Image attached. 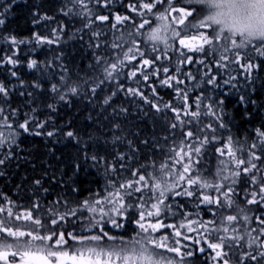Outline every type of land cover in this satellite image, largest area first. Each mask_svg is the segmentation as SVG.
Listing matches in <instances>:
<instances>
[{
	"label": "trees",
	"instance_id": "1",
	"mask_svg": "<svg viewBox=\"0 0 264 264\" xmlns=\"http://www.w3.org/2000/svg\"><path fill=\"white\" fill-rule=\"evenodd\" d=\"M85 3L88 9L92 10L90 17L83 14L86 10L74 0H0V13L3 14L0 19L5 21L0 25V84L8 90L7 97L0 94V107L4 109V115L12 125L11 128L0 126V131L5 134V143L0 147V159H4V163L0 164V207H4L5 212L0 213V217L7 216L8 208L12 209L14 215L32 210L33 216L41 219L48 230L55 227L66 233L89 234L91 232L86 230V219L77 222L74 217L69 216L55 226L51 225L50 221H59V215L55 213L62 214L69 208L77 207L95 193L103 192L109 181L122 183L138 179V176L132 175L138 168L146 175L155 172L162 181L171 183L174 177L161 175L156 169L169 156L174 155L169 150L179 147L182 129L171 128L172 123L179 124V121L175 119L171 108L165 107L166 104L181 110L182 121H191V124L183 126V131L189 128H204L202 133L197 131L201 138L204 135H213L211 130L205 127L207 124H218L217 117L212 116L210 112L214 110L222 117L226 128H217L215 135L218 139L205 145L202 156L199 157L202 162L197 166L209 179H212L216 172L220 159L229 161L228 167L236 170L230 162V157H220L214 150L227 143L229 137L237 150V157L247 158L250 152L255 151L264 159V153L261 151L264 147L261 140L264 138L257 135V129L264 131V57L249 47L239 50V63H235L232 62L237 59L236 50L233 49L224 53L228 57L223 61L225 67H218L215 62L219 59V52L210 53L205 58L201 53H191L181 48L186 55L193 57V63L179 65L180 73H177L180 53L175 48H180L178 41L175 48L169 50L165 56L163 41L152 42L147 39L151 30L161 27L164 22L156 20L155 14L140 9L138 0H85ZM129 5H136L137 11H132ZM184 6L195 8V15L199 19L209 11L196 5ZM96 15H107L109 20L100 22L95 20ZM116 15L127 16L129 19L117 24ZM143 19H149L150 23L140 29L138 26ZM88 20L94 22L91 27L86 28ZM191 20L192 18H189V21ZM189 21H186V24ZM113 24H116L115 28L112 27ZM172 26L177 27L175 24ZM199 31L207 33L211 29ZM195 33V29H189V35ZM160 35L167 36L169 43H172L171 29L165 32L162 28ZM13 36L17 40L16 44H12L9 39ZM36 36L44 38V41L37 42ZM48 40H53V43H48ZM114 43L122 44L123 47L113 49ZM223 43L221 41L215 44L220 52L223 51ZM97 44L99 47H96ZM153 46L157 51H152ZM129 47L134 49L132 54H136L135 49L139 47L143 55L136 54L135 60L126 61V66L116 80L105 82L93 93L91 88L101 78L100 69L96 65L97 57L114 60L115 55L119 53L123 59L122 53ZM156 56H160V59L154 63L148 66L142 64L143 59L151 61ZM8 57H12L17 63H8ZM201 59L204 64L199 63ZM32 60L37 63L35 67L30 68L28 65ZM247 63H253L256 67L248 72L241 66ZM165 67L169 69L167 74L163 72ZM157 69V75H149L148 81L143 80L141 72L151 74ZM132 71H137L134 78L129 76ZM208 71L217 77L215 84L206 83L205 72ZM12 72L16 75L13 76ZM189 72L195 79L187 76ZM61 76L65 77L64 81ZM167 76H177L184 83L172 81V87L163 85L161 81ZM229 77L234 79L231 84H225L224 81ZM117 81L124 90L118 88ZM54 84L60 88L59 92L52 90ZM68 85L77 87V94H71L67 90ZM128 88H139L149 101L159 106L160 111L140 96L128 94ZM176 89L187 91V102L183 100V94H178ZM113 92L116 93L114 96ZM61 95H65V99L61 100ZM106 99L108 103H105ZM221 99L224 103L218 106L217 102ZM197 104L200 105L199 108ZM13 110H17L15 115ZM191 111H199L200 116L194 119L184 114ZM26 117L31 120L28 132L17 127ZM38 123H44V127H36ZM0 125H3L2 119ZM13 130L17 133L14 141L9 138V133ZM37 131L41 134L35 135ZM49 131L54 134L46 135ZM69 131L74 133L73 137L67 136ZM192 142L198 144L196 141ZM253 143L258 145L256 149L251 148ZM121 155L123 159L120 158ZM93 156L97 159H91ZM153 162L155 167L152 166ZM255 162L257 169H253L251 173L245 174L242 169L247 165L241 166V175L237 178L235 193L231 197L235 204L231 208L217 209L216 205L200 204L197 209V197L194 196L176 197L175 201H170L173 210H176L175 203L179 201L189 212L200 211L199 217L192 216L191 219L208 221L214 218L208 210L212 208L216 211L215 219L219 224L227 215L241 216L239 209H244V212L252 217L247 227H260L255 217L264 218V202L247 203V200L252 198L251 193L258 192L260 183L264 182V163ZM112 168H115L114 172ZM253 175L256 177L255 183L252 182ZM147 179L151 184L152 178ZM37 180L40 184H36ZM73 188L78 190L73 191ZM202 192L214 197L219 195L213 189H203ZM150 194L149 189L144 188L143 196L147 198ZM135 202V197L129 200V203ZM35 205L39 207L35 208ZM139 210L131 209L130 215L135 216ZM10 219L23 230H28L25 225L35 227L28 221ZM181 219L179 215L173 217L169 213L165 222L178 224ZM224 226L229 227V232L225 234L221 231L218 235H242L245 227L242 219L232 225L225 221ZM233 227L240 228V232L234 233L231 230ZM107 230L111 235L128 240L135 237L138 229L134 223L125 221L124 228L115 229L109 226ZM166 231L170 232L171 229ZM183 231L193 239H200L204 229H200V233H187L186 229ZM92 232L95 234V230ZM248 239L249 237L245 236V239L239 242L235 253L228 250L229 255L225 258L230 260V264H237V257L242 252L253 250L247 247ZM212 242H216L215 237ZM182 243L190 244L192 248L206 249L204 254L197 253L191 258V264H214L211 260L214 253L207 248L203 239L200 245H195L192 241ZM74 244L76 242L69 240L67 246L73 247ZM245 264L254 262L246 260Z\"/></svg>",
	"mask_w": 264,
	"mask_h": 264
},
{
	"label": "snow or ice",
	"instance_id": "2",
	"mask_svg": "<svg viewBox=\"0 0 264 264\" xmlns=\"http://www.w3.org/2000/svg\"><path fill=\"white\" fill-rule=\"evenodd\" d=\"M74 2L83 6L86 10L83 13L84 15L88 17L92 15V10L88 9L85 0H74ZM138 3L140 9L145 10L149 14H155L156 20L164 22L161 27L151 30L147 36L149 41H163L165 44V56L169 50L175 48V44L178 41L180 48H175L180 53V59L176 68L177 73H180L179 65L193 63V57L186 55V53L180 50L181 48L187 49L191 53H201L205 58L210 53L215 54L219 52V59L215 62L218 67H225L223 61L227 60L228 57L224 53L233 49L236 50L235 56L237 59L232 61L235 63H239V50L249 47H252L259 56L264 57V0H138ZM184 5H196L209 11L202 19H199L195 15V8ZM129 7L132 11H137L136 5H129ZM2 15L0 13V16ZM189 18H192V20L189 21ZM128 19L129 17L127 16H115L117 24L123 23ZM95 20L105 22L109 20V16L96 15ZM186 21L189 22L186 24ZM93 22L92 20H88L85 27H91ZM4 23V19H0V25ZM149 23V19H143L138 27L143 29ZM173 24L177 27H173ZM179 26H183V28ZM112 27L115 28L116 24H113ZM162 28L165 32L171 29L172 43H169L167 36L162 37L160 35ZM189 29H195L196 33L189 35ZM200 29H211V31L206 33L199 31ZM93 34L99 35V33ZM9 39L12 44L17 43L14 36ZM36 40L37 42H43L44 38L36 36ZM221 41L224 42L222 52L215 47V44ZM47 42L53 43V40H48ZM20 43H23V41H20ZM133 44H135V41H133ZM96 47H99V45L97 44ZM122 47L123 45L119 43L112 45L113 49ZM152 51H157L155 46H153ZM133 52L134 49L129 47L127 51L122 53L123 59H121V54L119 53L115 55L114 60L98 56L96 65L100 69L101 78L91 88V91L95 93L96 89L105 82L116 80L123 67L126 66V61L131 62L135 60L136 54L143 55L139 47L135 49L136 54H132ZM159 59L160 56H156L151 61L143 59L142 64L148 66ZM7 62L13 65L17 63L12 57H8ZM36 63L35 60H32L28 66L30 68L35 67ZM199 63L204 64V60L201 59ZM241 66L248 72H251L256 67L253 63ZM137 71L130 72L129 76L136 77ZM158 72L159 69L151 74L143 72L140 74L143 76L144 81H148L149 75H157ZM163 72L167 74L169 69L165 67L163 68ZM12 75L15 76L16 73L12 72ZM205 75L207 77V84L212 85L216 83L217 77L211 71L205 72ZM187 76L190 79H195L190 72L187 73ZM233 79V77H229L224 83L231 84ZM61 80L64 81L65 77L61 76ZM172 81L178 84L184 83L177 76H167L161 83L172 87ZM118 88L124 90L123 86L119 84ZM52 90L59 92L60 88L54 84ZM67 90L73 95L78 92V88L71 85L67 86ZM126 91L128 94L140 96L146 103H151L153 108L160 111L159 106L149 101L139 88H128ZM152 91L155 93L154 88ZM176 91L178 94L182 93L183 100L187 102V91L182 89H176ZM0 94H3L5 97L8 95V90L3 84H0ZM115 94V92L112 93L113 96ZM65 95H61L60 99H65ZM105 103H108V99L105 100ZM223 103L222 99L217 102L218 106H222ZM165 107L171 108V111L175 113V119L179 121V124L172 123L171 128L176 129L177 127H181L182 129L179 147H173L169 150L174 155L169 156L156 169L161 175L174 177L171 183L167 180L162 181L155 172H150L146 175L138 168L132 172V175L138 176V179L122 183L109 181L103 192L95 193L90 198L79 203L77 207L69 208L62 214L55 213L59 215V221L56 219H51L50 221L51 225L55 226L69 216L74 217L77 222L86 219V230L88 232L95 230V234L89 235L74 232L66 233L55 227L48 230L41 219L33 216L32 210L14 215L12 209L8 208L7 216L0 217V262L2 264H191V258L197 253L204 254L206 249L204 247L192 248L190 244L182 243V241H192L193 244L200 245L201 239H203L207 248L214 253L211 256L214 264H230V260L225 258L229 255L228 250L235 253V250L239 247V242L244 240L245 236H248L247 247L253 250L242 252L237 257V264H245L246 260H250L254 264H264V218L261 216L255 217L260 227L249 229L247 225L251 223L252 217L246 214L244 209H239L242 214L241 216L227 215L217 224L215 219L216 211L212 208L208 210L212 212L214 218L204 221L202 219L190 218L192 216L199 217V210L194 213L189 212L184 204L176 201V210L174 211L173 204L170 202L175 201L176 197L192 198L196 196L197 203L195 207L197 209H199L200 204L216 205L217 209L224 207L231 208L235 204V201L231 197L235 193L234 185L237 183V178L241 175V166L247 165L243 167L242 171L245 174L251 173L253 169H257L255 161L264 163V159H262L261 155H257L255 151L250 152L247 158L237 157V150L234 149L231 137H229L227 143L222 144L221 147H217L214 150L220 157H224L225 155L230 157V162L235 166L236 170L228 167L229 161L220 159L216 172L212 179H209L197 166L202 162L199 157L202 156V149L205 145L213 143L218 139L215 135L217 128H226L222 117L212 110L210 114L217 117L218 124L216 126L212 123L207 124L205 127L211 130L213 135L211 137L204 135L201 138L197 135V131L202 133L204 132V128L196 130L189 128L187 131H183V126L191 124V121H182L180 119V109L171 107L168 104ZM189 107L191 106L189 105ZM199 107L200 105L197 104V108ZM16 111L13 110V115L16 114ZM184 114L190 115L194 119L200 116L199 111L185 112ZM0 119L3 120V125L0 126L4 128L12 127L8 123V117L4 115L2 107H0ZM30 126L31 120L26 117L24 122L19 123L17 127L28 132ZM35 126L43 128L44 123H38ZM34 134L40 135L41 133L37 131ZM53 134L51 131L46 133L48 136H52ZM16 135L17 133L13 130L9 133V138L14 141ZM257 135L264 138V131L257 129ZM67 136L73 137L74 133L69 131L67 132ZM4 137V132L0 131V147H3L5 143ZM192 141H196L198 144ZM261 145H264V139L261 140ZM257 147L256 143L251 145L252 149H256ZM261 151L264 153V147L261 148ZM120 158L123 159L124 157L121 155ZM91 159L96 160L97 158L93 156ZM168 161H171V163ZM3 163L4 159H0V164ZM177 165L179 167H176ZM152 166L155 167L154 162ZM111 170L114 172L115 168ZM226 172H230L231 174L224 175ZM147 177L152 178L151 184L148 183ZM229 181L230 183H226ZM252 182H256L254 175L252 176ZM36 184H40V181L37 180ZM144 188H148L151 193L147 198L143 196ZM203 189H213L219 195L214 197L213 195L203 194ZM77 190L73 188V191ZM137 193L141 195L136 196ZM133 197H135L136 202L129 203V200ZM251 197V199L247 200L248 204H262L264 202V182L260 183L258 192L253 191L251 193ZM34 207L38 208L39 205H35ZM133 208L140 209L135 216L130 215V210ZM4 212L5 208L0 207V213ZM169 213L173 217L179 215L182 218L181 222L178 224L166 223L165 219ZM10 218H14L16 221H28L35 227L25 225L28 230H23L21 226L15 225ZM241 219L245 225L242 235H233L231 237L218 235L221 231L225 234L229 232V227L224 226L225 221L228 225H232ZM125 221L136 225L138 230L135 237L125 240L123 237L111 235L107 230L109 226L115 229H122L125 227ZM167 229H171V231H166ZM185 229L187 233H200V229H204V232L201 234L200 239H193L192 236L185 234L183 231ZM231 230L234 233L240 232V228L238 227H233ZM252 233H257V235L253 236ZM213 237H215L216 242H212ZM69 240L76 242L79 246L75 247L72 251L67 250L66 246ZM105 241L111 243L105 246Z\"/></svg>",
	"mask_w": 264,
	"mask_h": 264
},
{
	"label": "rangeland",
	"instance_id": "3",
	"mask_svg": "<svg viewBox=\"0 0 264 264\" xmlns=\"http://www.w3.org/2000/svg\"><path fill=\"white\" fill-rule=\"evenodd\" d=\"M92 233H93V232H91V233H89V234H92ZM77 234H82V233H77ZM89 234H82V235H89ZM106 245H107V244H105V246H106ZM77 246H79V245L74 244L73 247H71V246H66V248H67V250L72 251V250H74V248L77 247ZM0 264H2V262H0Z\"/></svg>",
	"mask_w": 264,
	"mask_h": 264
}]
</instances>
